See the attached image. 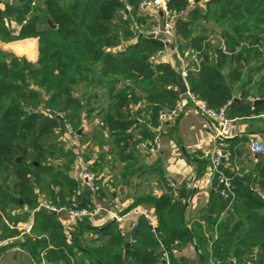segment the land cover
<instances>
[{
    "label": "trees",
    "instance_id": "16d2710c",
    "mask_svg": "<svg viewBox=\"0 0 264 264\" xmlns=\"http://www.w3.org/2000/svg\"><path fill=\"white\" fill-rule=\"evenodd\" d=\"M39 1L44 7L28 20L25 16L33 10L35 0H14L18 5L13 6L17 9L12 8V12L19 15L10 19L25 24L19 33L21 38L39 36L38 61L34 62L37 60L34 44H28L32 42L13 47L26 60L0 50V232L4 239L19 236V231L9 230L5 222L18 225V219L10 214L12 205H18L17 198L36 205L38 189L57 207H70V201L78 200L76 183L70 177L75 171L77 151L67 147L66 141L54 151L46 138L56 132L64 134L70 127L79 130L84 115L89 121L97 111L96 132L101 135L98 138L93 135L92 139L87 136L85 143L100 147L107 143L125 159L122 155L129 150L137 151L140 145L149 147L155 140L154 130L166 125L161 123L160 114L177 110L185 85L197 99L221 110L232 103L231 88L242 82L247 72V84L256 88L253 98L264 99V91L260 90L264 88V0H170L171 12H188L173 29L181 57L188 63L185 79L178 58L175 66L151 60L167 51L165 43L131 32L134 21L127 8L136 14L140 0ZM191 1L197 4L192 9ZM201 1L205 2V9L198 5ZM2 15L0 11V38L12 37L14 32L5 28L6 19ZM140 19L145 21L146 17ZM47 20L56 28L48 25ZM153 25L150 23L149 27ZM216 33L220 34L226 52L214 37ZM250 62L255 63L248 69ZM80 85L86 90L79 91V97L75 87ZM247 97L245 94L243 99ZM259 107L264 106H258L251 115L257 114ZM59 111L65 113L63 122L56 117L55 112ZM103 131L108 134L107 142L102 138ZM83 137L86 136L82 134L80 139ZM231 154L230 164L234 158V153ZM54 156L58 158L54 160ZM17 157H21L19 163ZM256 157L264 160V156ZM43 162L49 165L43 168ZM56 163L60 169L54 170ZM204 164L209 166L210 161L204 160ZM204 164L198 178L203 175ZM225 166L222 163L220 172L232 179L236 199L222 200L213 191L216 205L210 204L200 222L191 228L186 224L185 207L192 192L179 199V193L172 189L160 198L138 201L154 205L159 218V237L146 222H140L131 236L116 232L112 226L101 233L97 241L100 245L92 241L83 248L79 237L88 230L100 232L84 218L79 221L81 228L74 237L75 244L96 264H166L165 251L180 252L194 243L202 251L199 257L202 264H209L211 259H220V264H233L232 259L236 264H264V165L255 176L256 170L235 179ZM41 169L46 170L44 174L54 175L42 183ZM215 187L221 188L219 175H215ZM214 210L219 214L227 212L217 231L213 230L216 233L204 230L218 223L221 215L212 218ZM42 213L40 224L47 225L61 243L59 251L48 256L51 260L48 263L79 264L72 248L65 243L61 223L53 213ZM217 232L219 237L210 253L208 247ZM132 239L136 242L132 243ZM24 240L22 246L35 255L40 245L32 237L25 236ZM8 246L2 247L0 253ZM63 248L65 254L60 251ZM170 262L182 264L173 255Z\"/></svg>",
    "mask_w": 264,
    "mask_h": 264
},
{
    "label": "crops",
    "instance_id": "0c3cea01",
    "mask_svg": "<svg viewBox=\"0 0 264 264\" xmlns=\"http://www.w3.org/2000/svg\"><path fill=\"white\" fill-rule=\"evenodd\" d=\"M204 3V1H201L198 5L205 9ZM196 5L197 4L191 1V9L196 7ZM2 7L3 0H0V8ZM187 13L186 11L185 16L181 19H185ZM142 16L150 18L147 13ZM214 37L218 40V43L221 44V50L223 51L225 45L220 34L216 33ZM209 39H212V37ZM31 42L32 43L28 44H34L37 57V44L33 40H31ZM223 52H226V49ZM163 60L164 63H169L172 66L176 65L178 59L171 46L168 47ZM34 62L36 61L34 60ZM254 63L255 62H250L247 68L249 69L254 66ZM182 69L183 65H181L179 69L180 73ZM225 72H227V69ZM262 73H264V71H262ZM259 78L260 76L257 79ZM247 79L248 76L246 72L242 82H238L231 88L233 100L237 98L248 104H238L234 109H230L227 112L228 117L234 120L233 136L229 138L233 139V141L230 142L216 140L212 124L202 119L199 115L193 112L187 114L182 113L183 109L189 104L185 95L182 96V100L178 106L177 114L179 115H175L170 121L166 122V125H162L154 130L156 138L159 139L158 148H153L150 145H148L149 147L140 145L137 151L129 150L122 155L125 159L120 158L117 150L107 143L101 147L91 142L85 143V140L87 141V136L92 139L93 135L97 138L101 135L96 132V128L99 127L97 111L91 116L89 122H86L87 120L83 116L85 121L82 124L83 132L77 136L79 146H73L72 140L68 134L65 140L67 142V147H73V149L77 151L75 171L70 175L76 183L75 194L78 196V200L76 199L75 201H77L79 206L83 205L84 207L82 208H92V210L89 209V211L95 214L91 217H87V219L90 221L93 228L99 229L100 231L99 233H95L88 230L82 237H79L78 242L81 241L83 248L92 241H96V246L100 245V242L97 241L100 240L101 233L112 226L116 232L121 233V231L124 230L126 236H131V233L139 228L140 222H146L148 226L151 227L145 217L136 212L137 209H146L154 217V224L159 228V218L154 205L151 203L140 204L138 201L148 198H160L172 189L179 193V199H185V195H187L188 192H192L185 207L186 224L188 228H191L193 224L200 222L210 204L216 205L217 202L214 197V189L210 187L206 181V176L212 171L211 154L215 149H221L223 147L229 151L223 163H225V167L229 170V174L233 179L252 174L255 170L254 176L259 172L264 165V160L259 161L252 153H242L243 150L251 152L250 142L254 138L264 142V107H259L258 113L251 115L253 112H257L258 106H264V103L254 105V102L257 100L264 101V99L253 98L256 94V88L251 84H247ZM184 89H186V85L183 87L182 95ZM260 90L263 92L264 88ZM245 94L248 97L244 100L243 97ZM102 133L104 135V137H102L103 140L106 142L109 141L107 132L103 131ZM82 134L86 137L80 139ZM245 140L247 142L244 144L243 141ZM78 147L80 148L78 149ZM230 153H234L233 163L231 164L229 163V158L232 156ZM204 160H209L210 165L206 166ZM16 163L19 162L16 161ZM203 164V175L198 178L199 171ZM89 169H93L99 176L98 183L101 189L99 195L92 194L77 179L81 172ZM189 178L200 180L199 186L196 189L187 187V179ZM35 194V196H37L36 201L40 203L41 199H39L38 189L35 190ZM42 195L50 201L45 193ZM220 198L225 200V198L221 196ZM16 200L18 205H12L14 208H10V214L11 216H15V219H18V225L15 226L8 221L5 222L9 230H13L14 228L18 230L19 236H10L4 239L1 237L0 232L1 240L6 241L7 245H9L0 253V264H53L48 263V256H50L52 252L57 253L61 243L59 238L51 233L52 231H48L49 227H47V225L42 226L40 224V218L44 211L53 213L61 223L64 228L63 231L66 234L65 243L68 247L72 248L76 261L79 264H96L88 253L83 251V248H79L75 244L76 239H74V237L78 234L81 227L79 228L78 220L74 219L67 211L63 210L66 206L57 207L56 205L44 204L46 207H55L59 210L58 212H52L46 207L43 208L42 204L36 208V205L26 204L20 198ZM112 201L114 205L109 206L108 203ZM103 208L117 211L123 215L124 221L122 225L109 220L105 212H96L97 209ZM211 215L212 218L218 217L219 215L221 216L218 223L213 228L204 230L210 232L213 230L217 231L221 220L227 217V212L219 214L218 210H214ZM31 221L34 224V228L31 235L26 236L32 237L33 241L40 245L37 252H34L35 255L22 246L25 241V236H21V231L19 229L23 223ZM135 224H137V227L134 226ZM203 227H205V225H203ZM151 231L153 232V229ZM213 237L214 239L211 240L208 247L210 253L213 243L216 242L219 237L218 232ZM64 250L63 248V250L60 251L65 254ZM201 253L202 251L199 250L197 244L194 243L181 250L178 255L174 256V259L182 264H202L199 258ZM126 260H128L127 254ZM72 261L74 263V260ZM216 262L220 264L221 260L211 259L209 264H215ZM236 262L235 259H232L233 264H236ZM55 264H63V262L60 261Z\"/></svg>",
    "mask_w": 264,
    "mask_h": 264
},
{
    "label": "built area",
    "instance_id": "2783aa9c",
    "mask_svg": "<svg viewBox=\"0 0 264 264\" xmlns=\"http://www.w3.org/2000/svg\"><path fill=\"white\" fill-rule=\"evenodd\" d=\"M14 1V0H11ZM170 0H141L139 4V10L142 13L149 14L151 19H156L157 23L154 22V25L148 31H142L139 28V35L153 37L161 42L166 44V48L172 47L173 52L176 54L177 58L181 61L183 65V69L181 71L182 77L185 79L187 77V61L185 58L181 57L180 54V47L176 40V37L173 33L175 23L185 16L178 13H173L168 9V3ZM128 11L131 10L130 7L127 8ZM225 51V49H223ZM165 52L159 53L157 56L153 57L151 60L156 63H164V55ZM186 96L188 99L189 104L185 107L182 111L183 114H187L193 112L199 115L202 119L212 124V128L214 131L215 139L219 141H223L225 139L232 138L233 130H234V120L230 119L227 115V108L216 110L209 107L205 102L197 99L194 95H192L189 90L188 86L186 85V92L183 93V96ZM182 100V99H181ZM178 108L177 110L173 111L172 113L162 112L160 114V121L161 123H166L172 119L175 115H179ZM149 145L153 148H158L159 146V139L155 138L153 142H150ZM250 151L255 156H264V142L260 139L254 138L250 142ZM227 156V154H226ZM226 159V157H225ZM211 161H212V171L209 175L206 176V181L217 192L221 197L230 200L233 202L236 199V194L232 188V181L229 177L225 176L220 172V166L223 163V155L222 149H215L211 154ZM215 175L220 176V184L221 188L218 189L215 187ZM79 180L82 184L92 193L97 194L99 191L98 186V179L96 178L95 174L91 172V170L83 171L79 174ZM200 180L198 179H187V187L196 189L199 186ZM264 197V194H263ZM76 199H73L74 202ZM109 206L114 205V202L108 203ZM43 207H46L43 205ZM49 211L58 212L59 210L55 207H46ZM63 210L67 211L74 219L81 221L84 218L91 217L95 213L83 211V212H76L69 208H64ZM105 212L109 220L114 223L121 224L124 221V216L118 213L117 211L111 209H97L96 212ZM137 213L145 217V219L150 223L153 232L156 236H159L157 233V227L154 224L155 220L154 217L146 210V209H137ZM137 227V224L134 225ZM34 228L33 222H26L20 226L21 236L31 235ZM122 235H125L124 230L121 231ZM135 240H132V243H135ZM7 245L6 241L0 239V249ZM178 251H174L172 254L165 251L163 254V259L166 264H171L172 255H178ZM251 264V263H248Z\"/></svg>",
    "mask_w": 264,
    "mask_h": 264
},
{
    "label": "rangeland",
    "instance_id": "374dc122",
    "mask_svg": "<svg viewBox=\"0 0 264 264\" xmlns=\"http://www.w3.org/2000/svg\"><path fill=\"white\" fill-rule=\"evenodd\" d=\"M9 3V6L7 7L6 6V3ZM140 2H141V0H140ZM16 5H18V4H15V2L13 1H11V0H3V7L2 8H0V11H1V13L3 14L2 16H4V18L3 19H6L5 21H4V26H5V28L6 29H9L10 31H13L14 32V35L12 36V37H9V38H5V37H1L0 38V50H3L4 52H8V53H12L14 56H16V58H18V59H22V60H26L27 58L26 57H24V56H21V55H19V53H17L16 51H14L13 50V47L14 46H16V45H18V44H26V42H31V40H33L34 42H36V44H37V50H39V42H38V37L39 36H37V37H35V36H29V37H25V38H21L19 35V33L21 32V29H22V27H24V25L25 24H22V25H20V24H17L16 23V21H10V19H17V15H19V13H13L12 12V8H14V9H17L16 7H13V6H16ZM44 7V3L43 2H41V1H39V0H35V3L33 4V10L30 12V13H28L25 17V19H33V18H35L36 17V11H37V9H40V8H43ZM129 12H131L130 13V17L132 18V21H134V24H133V28H132V33L133 34H140L139 33V30H137L138 28L140 29V30H142V31H148L149 29H151L150 27H149V24L150 23H154L153 21H155V23H157L156 21V19H150V18H148V17H146V20L144 21L143 19H140V18H142V17H144V16H142V15H144V14H142L141 12H139V10H138V12H136V14H134V13H132V9L129 11ZM173 13H178V15H182L183 16V14L184 13H186V10H183V11H173ZM23 16V15H22ZM145 18V17H144ZM142 20L143 22H139V21H137V20ZM27 22V21H26ZM51 23V24H50ZM47 24L48 25H50V26H52V28H56V26L52 23V21L51 20H47ZM142 25V26H141ZM43 29L45 28V25L42 27ZM41 30V29H40ZM39 35V34H38ZM20 37V38H19ZM182 39V38H181ZM179 47H180V44H179ZM38 61V52H37V60H36V62ZM82 87V88H81ZM84 86L83 85H80V86H77V87H75V94L77 95V96H79L80 97V92L79 91H81V93H82V91H85L86 89L85 88H83ZM55 114H56V117H58V119L61 121V122H63V119H64V116H65V113L64 112H62V111H59V112H55ZM84 117H85V115H84ZM83 122H85L84 120H83ZM86 122H89V121H86ZM91 122H94V121H91ZM83 124V123H82ZM81 124V125H82ZM81 132H83L82 131V127L78 130H74V129H72L71 127L70 128H68L67 130H66V132L64 133V134H62V133H60V132H56V133H54L53 135H51V136H49L48 138H46V141L49 143V145L51 146V148H53L54 149V151H57L58 149H60V146H61V143L63 142V141H65L66 139H67V134L69 135V137H70V139L72 140V144H73V146L75 145L76 147L77 146H79V143H78V141H77V136H78V134H81ZM71 144V145H72ZM62 147V146H61ZM80 147H78V149H79ZM83 151V150H82ZM56 156V155H55ZM55 156L53 157V159L54 160H56L57 158H58V156L55 158ZM18 158H20L21 159V157H17L16 158V161H17V159ZM59 163H61V162H59ZM59 163H56L53 167V169L54 170H56L57 168L58 169H60V164ZM37 164V166H39V163H36ZM51 164V163H50ZM43 168L44 167H46L45 165H49V163H46V162H43ZM52 165V164H51ZM42 170L43 169H41V180H40V182H42V183H44V182H46V181H48L49 180V177L51 176V175H54L53 174V172H51V173H49V174H44V172L46 171L45 169L43 170V173H42ZM91 170V169H90ZM91 172L92 173H94L95 174V176H96V178L97 179H99V176L97 175V173L92 169L91 170ZM78 180H79V176H78V178H77ZM79 182H81L80 180H79ZM82 183V182H81ZM98 186H99V188H100V184L98 183ZM99 193H100V189H99V191L97 192V194L96 195H99ZM43 193H39V199H41V201H40V203L39 202H35L34 204H36V208L40 205V204H42V205H44V204H46V205H51L50 204V201H48V199L47 198H45L44 197V195H42ZM75 199V198H74ZM38 204V205H37ZM70 207H66V208H69V209H71V210H73V211H76V212H83V211H88V212H91V211H89V209H85V208H82V207H80L79 206V204L77 203V202H74L73 200H72V202L70 201V204H68ZM13 207V206H12ZM11 207V208H12ZM35 207V206H34ZM33 207V208H34ZM14 208V207H13ZM44 208V207H43ZM7 220H9V219H7ZM1 239V238H0Z\"/></svg>",
    "mask_w": 264,
    "mask_h": 264
},
{
    "label": "water",
    "instance_id": "95a60500",
    "mask_svg": "<svg viewBox=\"0 0 264 264\" xmlns=\"http://www.w3.org/2000/svg\"><path fill=\"white\" fill-rule=\"evenodd\" d=\"M51 24V23H50ZM186 92V89H184V92L183 93H185ZM262 103H264V101L263 100H257V101H255L254 102V105H260V104H262ZM238 104H248L247 102H242L241 100H239V99H237V98H235L234 100H233V102L228 106V108H227V111L228 110H230V109H234ZM225 142H230V141H233V139H225L224 140ZM222 149V155H223V162L225 161V157H226V154H227V150L225 149V148H221ZM20 158H18L17 159V162H20ZM129 247H130V245L128 244L127 245V251H126V254L128 255V253H129Z\"/></svg>",
    "mask_w": 264,
    "mask_h": 264
}]
</instances>
